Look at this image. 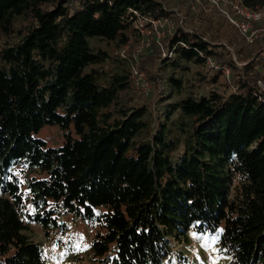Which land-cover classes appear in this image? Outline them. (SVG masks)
I'll list each match as a JSON object with an SVG mask.
<instances>
[{
  "label": "trees",
  "instance_id": "16d2710c",
  "mask_svg": "<svg viewBox=\"0 0 264 264\" xmlns=\"http://www.w3.org/2000/svg\"><path fill=\"white\" fill-rule=\"evenodd\" d=\"M224 1L230 12L234 3L264 7ZM198 5L179 25L157 0H0L2 33L30 19L17 42L0 48V264H48L24 232L33 224L45 237L64 231L62 215L98 228L89 249L99 264H171L169 238L187 245L191 234L215 237L227 264H264V96L256 85L264 56L238 67L208 33L188 29L213 24ZM133 12L175 26L162 39L171 55L159 95L182 94L176 73L186 64L207 68L210 78L200 72L198 80L207 84L228 71L232 85L189 91L158 118L144 104L120 103L130 73L95 69L108 56L89 42L124 47L140 38ZM234 49L241 62L244 47ZM47 125L63 131L60 146L36 136Z\"/></svg>",
  "mask_w": 264,
  "mask_h": 264
},
{
  "label": "rangeland",
  "instance_id": "374dc122",
  "mask_svg": "<svg viewBox=\"0 0 264 264\" xmlns=\"http://www.w3.org/2000/svg\"><path fill=\"white\" fill-rule=\"evenodd\" d=\"M157 1L163 3L171 11L178 13L179 23L177 24L179 25L184 22L182 13L187 6H191L194 11L197 7L196 4H199V8H204L206 16L214 20L213 24L206 23L203 26H187V28L208 33L205 38L229 50L233 61L238 67L244 66L249 61L256 59L257 56H264V7L255 12L258 15L257 19L248 22L249 31L244 33L229 21L228 16H232V12L229 11V3L224 0H195L194 5H191L189 0ZM167 21L170 22L171 27H165L163 23L157 25L158 28L155 29L147 26L145 33L139 34L140 38H131L129 44L124 47L100 39H93L89 42L93 50L103 51L108 56L106 63L94 67L95 69L106 72L108 76L114 73H130L132 88L120 95L119 102L128 106L144 104L153 113V118L161 117L160 110L163 104L174 103L186 96L189 91L193 90L195 94L203 95L209 90H222V84H225L223 82L230 85L233 83L232 80L227 79L228 71L224 73L223 77H220L221 82L217 84L198 81L200 72L202 74L207 72V79L210 78L211 72L205 67L186 64L183 71L176 73V76L183 82L184 91L182 94L177 95L173 90L169 92L165 90L162 95H159V92L166 87L164 81L159 80L157 82V79L166 78L169 74V70L162 71L164 68L162 60L166 57V54L171 55L162 48V39L167 36L168 30L173 31L175 27L171 21ZM238 21H241V19H238ZM28 24H30L29 18H18L12 25V32L6 34L0 31V48L17 42L23 36ZM159 32H163L164 36H160L161 33L159 35ZM232 39L237 40V43L235 42L237 46L232 45ZM156 45L161 46L160 50L157 51L156 48H152ZM240 45L244 47L245 51V56H242L241 62L237 61L236 55H234L235 50H239L234 48H238ZM260 80H262L261 77L257 80L256 85L264 96V86H260ZM142 84L148 87L147 93L141 90ZM175 116L176 114H173L172 118H175ZM151 124L155 125V122H151ZM36 136L44 140L49 147H58L64 140L63 131L54 125L44 126ZM178 152H182L181 146ZM60 220L66 225L64 231H52L45 237L42 228L33 224L29 225L24 234L30 241L40 244L48 264H99L92 258L89 249L91 237L95 229L98 228L91 226L89 220L77 219L70 215H62ZM214 240L215 242H213ZM169 244L172 250L171 264H227L228 262L227 259L217 254L218 246L215 237H197L191 234L187 245L177 243L173 238H169ZM182 255H185L183 261L180 257ZM4 258L5 256L0 255V260Z\"/></svg>",
  "mask_w": 264,
  "mask_h": 264
},
{
  "label": "built area",
  "instance_id": "2783aa9c",
  "mask_svg": "<svg viewBox=\"0 0 264 264\" xmlns=\"http://www.w3.org/2000/svg\"><path fill=\"white\" fill-rule=\"evenodd\" d=\"M134 15L136 16L135 21L133 22V27L134 29L138 32V34H144L145 31L147 30V26L146 24H149L150 28H158L157 25H160V23H163L165 25V27H171L172 25L170 24V22H168L167 20H164L162 22L159 21H153L150 19H146L143 18L141 16H139L136 12H133ZM229 17V21L234 24L235 26H237L242 32L244 33H248L249 31V24L248 22L256 20L258 15L255 14V12H252L250 10H248L247 8L241 6L238 3H234L232 4V16H228ZM238 19H241V21H238ZM239 22V23H238ZM161 32H159L160 35ZM160 36H164V33L162 32ZM211 67H214L215 69L217 68L216 66H214V64L212 62L209 63ZM227 73V71H226ZM262 80H260L259 84L260 86H264V68L262 70ZM141 90L146 92L149 90L148 87L144 84L141 85Z\"/></svg>",
  "mask_w": 264,
  "mask_h": 264
},
{
  "label": "snow or ice",
  "instance_id": "6c2138e0",
  "mask_svg": "<svg viewBox=\"0 0 264 264\" xmlns=\"http://www.w3.org/2000/svg\"><path fill=\"white\" fill-rule=\"evenodd\" d=\"M221 231H222V230H221ZM213 242H215V240H214Z\"/></svg>",
  "mask_w": 264,
  "mask_h": 264
}]
</instances>
